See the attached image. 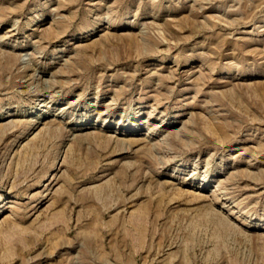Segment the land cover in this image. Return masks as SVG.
Returning <instances> with one entry per match:
<instances>
[{
  "label": "rangeland",
  "instance_id": "1",
  "mask_svg": "<svg viewBox=\"0 0 264 264\" xmlns=\"http://www.w3.org/2000/svg\"><path fill=\"white\" fill-rule=\"evenodd\" d=\"M0 264H264V0H0Z\"/></svg>",
  "mask_w": 264,
  "mask_h": 264
}]
</instances>
